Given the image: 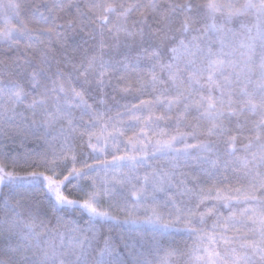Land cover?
Returning a JSON list of instances; mask_svg holds the SVG:
<instances>
[{"label":"snow or ice","instance_id":"1","mask_svg":"<svg viewBox=\"0 0 264 264\" xmlns=\"http://www.w3.org/2000/svg\"><path fill=\"white\" fill-rule=\"evenodd\" d=\"M0 264H264V0H0Z\"/></svg>","mask_w":264,"mask_h":264},{"label":"trees","instance_id":"2","mask_svg":"<svg viewBox=\"0 0 264 264\" xmlns=\"http://www.w3.org/2000/svg\"><path fill=\"white\" fill-rule=\"evenodd\" d=\"M36 147V145L35 144H32V143H29L28 145H27V148L28 149H32V148H35ZM21 151H24V149H21Z\"/></svg>","mask_w":264,"mask_h":264}]
</instances>
